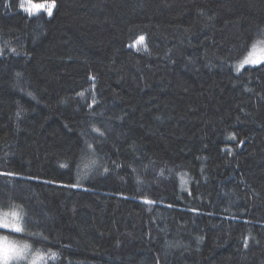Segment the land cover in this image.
Returning a JSON list of instances; mask_svg holds the SVG:
<instances>
[{
	"label": "trees",
	"instance_id": "16d2710c",
	"mask_svg": "<svg viewBox=\"0 0 264 264\" xmlns=\"http://www.w3.org/2000/svg\"><path fill=\"white\" fill-rule=\"evenodd\" d=\"M55 5L0 0V213L24 228L0 235L40 264H264V63L234 70L264 0Z\"/></svg>",
	"mask_w": 264,
	"mask_h": 264
},
{
	"label": "snow or ice",
	"instance_id": "6c2138e0",
	"mask_svg": "<svg viewBox=\"0 0 264 264\" xmlns=\"http://www.w3.org/2000/svg\"><path fill=\"white\" fill-rule=\"evenodd\" d=\"M55 6V0H40V2H36V0H20V9L29 18L33 16H39L41 13L47 15L50 18ZM139 43H144V37H140ZM256 43L264 44V34H262V38L257 40ZM253 48H255V44L253 45ZM260 63H264V60L254 59L252 53L249 52L242 59L240 65L237 66V71H239L240 68L244 65L256 66ZM81 95H83V93H81ZM232 139H235V137L233 136ZM7 175L13 174L7 173ZM146 203L152 202L146 201ZM17 218L19 219V217ZM0 228L17 233L24 231L23 227L17 226V224L14 223L6 222L4 220H0ZM0 241H2V243H0V264H12L13 261L18 262L19 260L27 259V252L30 250L29 245L24 244L23 246H21L16 244L15 242H10L8 236H0ZM245 246H247V242H245ZM31 264H35V261H32Z\"/></svg>",
	"mask_w": 264,
	"mask_h": 264
},
{
	"label": "rangeland",
	"instance_id": "374dc122",
	"mask_svg": "<svg viewBox=\"0 0 264 264\" xmlns=\"http://www.w3.org/2000/svg\"><path fill=\"white\" fill-rule=\"evenodd\" d=\"M19 8H20V0H19ZM41 14H43V13H41ZM256 41L250 46V48H249L248 52L245 54V56L249 52H251L254 59L264 60V44H257ZM254 44H255V48H253ZM242 59L237 61L236 64L234 65V70L235 71H237V66L240 65ZM244 66H252V65H244ZM241 68H240V70H241ZM17 217H19V219ZM0 220H4V221L10 222V223H14V224H17V226L23 227L22 217H21V215H20V213L18 211H12V210L3 211V212L0 213ZM0 236H2V235H0ZM9 241L10 242H14V241H12L10 239H9ZM0 243H2V241H0ZM15 243L18 244V245H21V246L26 244V243H19V242H15ZM41 259H42L41 256L36 254L30 247V250L27 252V259H22V260H19L18 262L17 261H13L12 264H31L32 261H35V264H40L41 263Z\"/></svg>",
	"mask_w": 264,
	"mask_h": 264
}]
</instances>
